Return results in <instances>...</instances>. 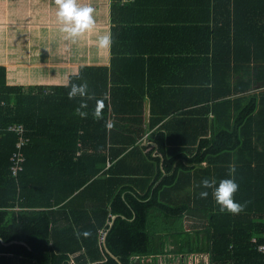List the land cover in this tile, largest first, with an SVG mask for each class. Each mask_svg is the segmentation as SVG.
I'll list each match as a JSON object with an SVG mask.
<instances>
[{
	"label": "trees",
	"instance_id": "trees-1",
	"mask_svg": "<svg viewBox=\"0 0 264 264\" xmlns=\"http://www.w3.org/2000/svg\"><path fill=\"white\" fill-rule=\"evenodd\" d=\"M208 20L209 60L172 74L153 90L160 112L151 105L163 121L178 103L164 101L203 104L211 116L194 154H170L163 130L160 156L119 153L121 97L142 96L114 65L27 87L9 84L0 65V124H22L29 138L14 178L18 135L0 132V264H156L163 254L202 251L211 264H264V0H213ZM180 183L189 190L169 198ZM201 214L205 228L187 231L185 217Z\"/></svg>",
	"mask_w": 264,
	"mask_h": 264
},
{
	"label": "crops",
	"instance_id": "crops-1",
	"mask_svg": "<svg viewBox=\"0 0 264 264\" xmlns=\"http://www.w3.org/2000/svg\"><path fill=\"white\" fill-rule=\"evenodd\" d=\"M120 4L112 8L113 0H0V65L6 67L7 82L23 87L64 85L83 66L114 65L142 96V100L121 97V119L116 123L123 141L119 153L160 156L156 138L163 130L170 154L186 149L194 154L206 134L205 119L211 116L203 111V104L181 107L179 101L190 96L164 101L165 108L178 103L163 121L156 120L151 105L160 112L159 92L153 90L172 74L189 62L209 60L208 18L213 0H129ZM198 16L204 22L196 23ZM134 137L135 143L126 144ZM145 163L150 164L148 159ZM138 165V178H155L157 168L152 164L147 175ZM189 188L190 184L180 183L169 198L174 200ZM206 225L203 214L184 219L187 231ZM210 256L208 251L178 257L169 253L160 255L156 264H211ZM136 264L155 263L149 258L136 260Z\"/></svg>",
	"mask_w": 264,
	"mask_h": 264
},
{
	"label": "built area",
	"instance_id": "built-area-1",
	"mask_svg": "<svg viewBox=\"0 0 264 264\" xmlns=\"http://www.w3.org/2000/svg\"><path fill=\"white\" fill-rule=\"evenodd\" d=\"M4 104L5 102L3 100H0V107H2ZM3 130L15 132L18 135V140L15 146L16 149L10 157V162H11L10 172L14 178H17L19 173L24 169L26 156L24 154L23 147L27 144L29 138L28 135L26 134V128L22 124L14 123V124H9L7 126H2L0 124V132ZM258 249L264 255V242L258 245Z\"/></svg>",
	"mask_w": 264,
	"mask_h": 264
},
{
	"label": "rangeland",
	"instance_id": "rangeland-1",
	"mask_svg": "<svg viewBox=\"0 0 264 264\" xmlns=\"http://www.w3.org/2000/svg\"><path fill=\"white\" fill-rule=\"evenodd\" d=\"M120 2L122 1V2H128L129 0H119ZM122 5H124V4H122ZM100 43L102 44V46H103V44H104V33L102 32L101 34H100Z\"/></svg>",
	"mask_w": 264,
	"mask_h": 264
},
{
	"label": "water",
	"instance_id": "water-1",
	"mask_svg": "<svg viewBox=\"0 0 264 264\" xmlns=\"http://www.w3.org/2000/svg\"><path fill=\"white\" fill-rule=\"evenodd\" d=\"M114 219V217L112 218V220ZM137 260V259H136Z\"/></svg>",
	"mask_w": 264,
	"mask_h": 264
}]
</instances>
